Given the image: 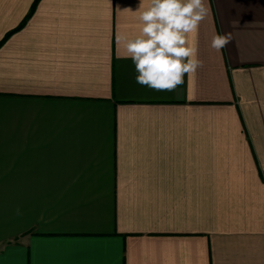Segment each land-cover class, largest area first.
<instances>
[{
	"label": "crops",
	"instance_id": "1",
	"mask_svg": "<svg viewBox=\"0 0 264 264\" xmlns=\"http://www.w3.org/2000/svg\"><path fill=\"white\" fill-rule=\"evenodd\" d=\"M205 2L169 92L140 0H0V264H264V0Z\"/></svg>",
	"mask_w": 264,
	"mask_h": 264
},
{
	"label": "clouds",
	"instance_id": "2",
	"mask_svg": "<svg viewBox=\"0 0 264 264\" xmlns=\"http://www.w3.org/2000/svg\"><path fill=\"white\" fill-rule=\"evenodd\" d=\"M137 19L142 27L139 34L129 38L116 34V42L123 45L137 73V84L155 91H175L191 77L202 62L197 47L189 37L196 33L209 13L205 0H140ZM232 41L230 33L214 35L211 48L221 51ZM19 213V210H17Z\"/></svg>",
	"mask_w": 264,
	"mask_h": 264
}]
</instances>
